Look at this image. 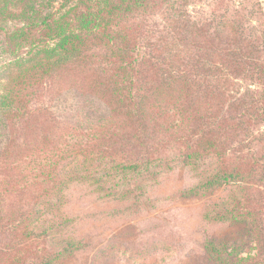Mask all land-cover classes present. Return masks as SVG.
I'll return each mask as SVG.
<instances>
[{
    "label": "trees",
    "instance_id": "16d2710c",
    "mask_svg": "<svg viewBox=\"0 0 264 264\" xmlns=\"http://www.w3.org/2000/svg\"><path fill=\"white\" fill-rule=\"evenodd\" d=\"M202 2L201 14L187 10ZM167 161L197 168L187 194L224 182L260 198L246 194L242 218L228 208L225 217L247 223L257 253L242 255L241 242L205 248L215 264H264L259 0H0L1 240L17 215L57 208L66 182ZM18 243L32 264L64 253L39 259L30 241Z\"/></svg>",
    "mask_w": 264,
    "mask_h": 264
},
{
    "label": "rangeland",
    "instance_id": "374dc122",
    "mask_svg": "<svg viewBox=\"0 0 264 264\" xmlns=\"http://www.w3.org/2000/svg\"><path fill=\"white\" fill-rule=\"evenodd\" d=\"M259 1L264 15V0ZM206 8L205 2L187 6L196 16ZM244 88L241 83L240 90ZM170 153L176 154L159 155L168 158ZM150 171L115 170L103 182L62 184L57 208L41 206L37 218L26 214L19 222L17 215L10 223L0 239L9 247L0 264H32L29 258L20 259L18 239L30 241L28 250L42 255L39 259L64 249L51 264H215L205 248L208 241L218 249L241 242L245 245L242 255L257 253L247 223L225 218L228 209L236 219L242 218L248 207L242 204L246 194L261 205L250 188L219 182L210 191L192 195L187 190L197 183L196 167L167 161L151 166ZM219 212L224 213L223 219L218 218ZM263 215L260 212L257 219ZM256 228L264 246V221L256 222Z\"/></svg>",
    "mask_w": 264,
    "mask_h": 264
}]
</instances>
